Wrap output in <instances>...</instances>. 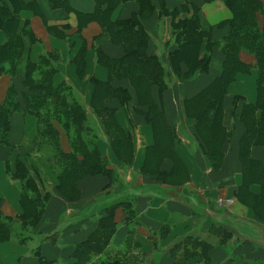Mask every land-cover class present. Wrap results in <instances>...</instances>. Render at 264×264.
Wrapping results in <instances>:
<instances>
[{
	"label": "crops",
	"instance_id": "1",
	"mask_svg": "<svg viewBox=\"0 0 264 264\" xmlns=\"http://www.w3.org/2000/svg\"><path fill=\"white\" fill-rule=\"evenodd\" d=\"M30 1L1 0L8 21L6 26L0 25V48L13 47L12 54L2 58V64L13 70L0 71V105L10 95H17L20 102L26 91L25 67L45 61L54 69V85L64 83L69 96L86 109L88 123L97 136L95 145L112 172L109 177L102 173L83 176L74 186L64 187L66 194L61 193L56 186L63 163L55 155L56 150L37 139L34 113L24 111L21 105L14 109L6 142H0L2 235L9 226L8 237L0 239V264H40L37 250L51 261L49 264H71L76 244L93 232L104 214L103 208L117 202H127L128 207L125 210L119 205L114 210L116 226L107 246L111 255L95 256L93 264H110L122 252L127 257L124 264H173L168 247L173 239L186 234L213 244L206 262L197 264H264V201L254 210L248 201L239 198L258 195L262 187L259 183L250 184L247 190L240 187L238 143L245 127L239 120L240 102L235 109L231 105L234 96L250 103L256 101V68L237 72L227 85L222 106L226 135L221 136V149L210 154L183 101L200 92L219 73L220 48L213 50L208 71L187 76L183 75L185 65L179 63L177 70H172L169 64L172 20L189 17L196 6L201 28L209 30L211 39L220 38L226 28L219 23L231 17L226 5L221 0H150L151 7L141 8L136 0H128L109 13L111 21L137 15L149 36L148 51L157 56L168 73L165 88L159 90L154 84L151 94L174 132V151L181 163L177 166L162 153V143L156 144L155 139L161 138L149 120L148 106L138 102L137 90L129 82L132 74L123 71L118 60L123 54L121 41L108 34L98 18L79 20L80 12L95 10L94 0H70L73 9L68 10L54 8L48 0H36L40 13L37 7L26 4ZM161 5L165 12L160 11ZM206 41L204 38L201 43L199 56L204 53ZM244 57L253 62L250 55L245 53ZM113 88L126 89L130 98L120 102ZM103 91L109 97L95 105L103 112L113 111L121 130L115 131L118 142L112 130L105 132L101 119L90 111L92 97ZM59 146L64 152L71 151L64 132L59 134ZM251 154L264 165V145L253 146ZM16 161L25 164L43 192H50L34 227L23 225L20 218L21 184L12 176ZM222 222L232 227L225 226L232 232L222 238L223 243L222 231L212 230V225ZM165 228L169 229L167 233Z\"/></svg>",
	"mask_w": 264,
	"mask_h": 264
},
{
	"label": "trees",
	"instance_id": "2",
	"mask_svg": "<svg viewBox=\"0 0 264 264\" xmlns=\"http://www.w3.org/2000/svg\"><path fill=\"white\" fill-rule=\"evenodd\" d=\"M48 1L54 8L73 9L70 0ZM125 1L128 0H94L95 10L80 12L78 18L81 22L94 17L98 18L106 28H104L105 31L110 35H116V40L121 41L123 54L118 60L122 64L120 65L123 67V71L132 74L129 82L135 87V91L137 90L138 102L148 106V112L151 114L149 120L161 138L155 139L156 144L162 143L159 146L162 153L168 155L173 164L181 166L174 151V132L166 124L164 112L157 109V105L153 103L151 94V86L154 84L158 86L159 90L165 88L164 78L168 73L162 67L157 56L148 51L149 36L137 15L131 14L125 19L114 21L109 18L110 10ZM136 1L141 8L151 7L150 0ZM221 1L231 11V17L219 23L226 28V32L220 38L211 39L209 30L205 31L201 28L199 8L196 6L192 7L189 17L172 20V48L169 53V64L170 69L177 70L178 64L182 63L187 68L183 75L187 76L208 71L213 50L216 47L220 48L222 57L219 73L200 92L183 101L186 113L195 121V130L210 154L221 149V136L226 135L225 126L222 125V106L227 85L235 78L237 72H247L252 67L256 68V101L250 103L240 96H234L231 105L235 109L236 103L240 102L242 109L239 120L245 127L238 143V156L242 164L240 187L247 190L248 186L253 183H259L262 187L258 195H250L249 199L242 196L239 198L245 202L248 201L252 208L257 210L256 207H262L264 201V165L261 160L252 156L251 148L264 145V3L262 0ZM26 4L30 7H37L40 13L38 1L32 0ZM164 10L161 5L160 11L165 12ZM7 21L3 3L0 0V25L6 26ZM204 38H207L206 46L203 55L199 56ZM12 52L13 47L0 48V71L13 70L12 66L5 69L2 64V58L10 56ZM245 53L252 57V63L244 57ZM33 71H36V74H33ZM53 73L54 69L45 64L43 60L37 65L32 62L25 67L23 83L26 91L22 93L20 102L17 95H10L5 103L0 105V142H6L9 117L14 109L21 105L24 111L34 113L37 118V139L50 143L56 150L55 155L63 163L57 176L59 181L56 188L66 194L64 187L74 186L81 177L99 173L109 177L112 171L106 165V158L100 154L95 145L97 136L88 123L89 114L86 109L69 96V89L65 87L64 83L54 85ZM111 91L116 94V98L120 102L130 98L124 88H113ZM108 97L107 91L92 97L90 111L101 119L105 132L109 133L110 129L112 130L114 139L117 141L116 132L120 133L121 130L115 121L113 111L103 112L95 105L96 103L101 104L100 102ZM258 110L259 115L257 116ZM61 132H64L69 140L70 152L62 151L59 146ZM111 144L115 146L114 142ZM157 147L155 145L154 150ZM12 176L19 179L21 184L19 201L23 208V214L20 217L23 225L30 224L34 227L42 215L44 203L50 192H43L39 188L38 179L29 173L22 161H16ZM119 205H122L125 210L128 207L127 202H117L103 208L104 214L99 218L96 228L84 241L76 244L73 251L74 262L71 264H93V257L103 253L111 255L107 251V246L116 226L113 219L114 210ZM257 215L259 214L257 213ZM226 224V222H222V224L212 225L213 231L216 229L222 231V243L232 232V227ZM225 226L231 229H227ZM168 231L169 229L165 228V232ZM8 234L9 226H6L5 235H2V229L0 231V239L7 238ZM223 237L225 238L222 239ZM212 245L211 241L206 238L186 234L173 239L168 250L173 258V264H197L201 261L206 262L208 251ZM37 254L40 264L51 262L44 259L43 256L41 257L39 250H37ZM126 258L125 252H122L121 255L113 257L110 264H124Z\"/></svg>",
	"mask_w": 264,
	"mask_h": 264
},
{
	"label": "built area",
	"instance_id": "3",
	"mask_svg": "<svg viewBox=\"0 0 264 264\" xmlns=\"http://www.w3.org/2000/svg\"><path fill=\"white\" fill-rule=\"evenodd\" d=\"M221 202L230 201V199L220 200Z\"/></svg>",
	"mask_w": 264,
	"mask_h": 264
},
{
	"label": "rangeland",
	"instance_id": "4",
	"mask_svg": "<svg viewBox=\"0 0 264 264\" xmlns=\"http://www.w3.org/2000/svg\"><path fill=\"white\" fill-rule=\"evenodd\" d=\"M263 1V3H264V0H262ZM213 56H215V52L213 53ZM211 58H212V54H211ZM220 200H222V199H220ZM225 200V199H224Z\"/></svg>",
	"mask_w": 264,
	"mask_h": 264
}]
</instances>
